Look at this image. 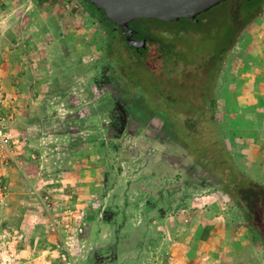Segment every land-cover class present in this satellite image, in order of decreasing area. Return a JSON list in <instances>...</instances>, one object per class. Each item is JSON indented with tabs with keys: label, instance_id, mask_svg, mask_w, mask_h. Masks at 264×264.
Returning <instances> with one entry per match:
<instances>
[{
	"label": "rangeland",
	"instance_id": "374dc122",
	"mask_svg": "<svg viewBox=\"0 0 264 264\" xmlns=\"http://www.w3.org/2000/svg\"><path fill=\"white\" fill-rule=\"evenodd\" d=\"M24 1L0 0V10ZM242 3L213 7L200 37L182 40L204 53L224 43L222 31L248 18V11L235 15ZM26 4L0 17V115L16 148L15 159L0 155V264H264V221L249 224L162 121L120 94L104 53L108 35L83 0ZM133 26L172 37L155 21ZM237 35L218 78L215 111L232 152L243 154L253 165L248 174L264 184V117L253 118L256 133L234 136L228 128V84L244 81L250 68L264 87V6ZM118 52L129 69L144 64L122 45ZM169 61L159 60L155 71L172 67ZM200 62L185 69L197 71ZM241 120L234 128L244 129ZM85 176L92 178L86 187ZM46 194L63 206L59 231Z\"/></svg>",
	"mask_w": 264,
	"mask_h": 264
},
{
	"label": "trees",
	"instance_id": "16d2710c",
	"mask_svg": "<svg viewBox=\"0 0 264 264\" xmlns=\"http://www.w3.org/2000/svg\"><path fill=\"white\" fill-rule=\"evenodd\" d=\"M241 1L243 2L242 7L238 11H235V15L241 11H248V18L244 21H239L240 23H235L233 26H235L236 30L232 29L233 26L228 27V34L231 32L230 36L235 32L228 41V51L235 45L237 33L242 30L243 25L251 17L252 13L258 7L264 6V0ZM83 2L89 7L91 13L102 22L104 30L109 34V42L104 53L109 62L110 73L113 77H121L119 80H122L123 73L126 72L125 76L129 80L127 86L129 88L135 87L136 92L140 96H143L142 99L135 101L162 121V127L165 131L195 161L198 170L201 172L200 174L207 179L214 180L220 186L222 192L240 210L242 216L249 224L253 226V224L257 223L261 226V222L264 221V184L251 177L240 166L237 157L232 152L229 144H227L215 111L216 96L214 97L213 95L212 100H202L194 97L185 98L183 95L175 93V90L180 88V84L171 77V66L168 68V74L162 77H159L158 70L149 72L147 66L129 69L128 63L125 62L122 54L110 42V40L117 43L119 41L118 36L114 33L113 24L90 1L83 0ZM204 16L205 12L199 15L200 23L204 21ZM142 21H155L156 23L163 24V22L156 19H143ZM165 23L175 27L184 25L191 29L200 28V23L186 18ZM188 38L196 37L191 36ZM184 44L183 47H187L188 49H177L176 43L171 42L167 45L168 50L165 52L162 50L159 52L147 51L146 49L137 51L135 48L124 47L128 50V55L131 57L132 55L143 57V63L149 64V66L154 63L152 64L154 68L161 58L165 59L164 63L173 60L171 61L172 66L177 60H184L187 57L188 51L191 50L189 49L190 45ZM220 73L221 69L216 74V92ZM157 82H163V84H158ZM164 84H167L169 88L167 92L162 88ZM119 88H123L120 83ZM192 92L197 93V89L193 87ZM166 93L167 96L169 95L168 97L161 99L152 98L154 95ZM165 157L175 165L181 161L177 156ZM262 237L264 238V236Z\"/></svg>",
	"mask_w": 264,
	"mask_h": 264
},
{
	"label": "flooded vegetation",
	"instance_id": "af4514ba",
	"mask_svg": "<svg viewBox=\"0 0 264 264\" xmlns=\"http://www.w3.org/2000/svg\"><path fill=\"white\" fill-rule=\"evenodd\" d=\"M106 18V17H105ZM108 20V19H107ZM143 19H138L131 21L129 25L124 28L123 26L116 24L113 21H110L113 24L114 27V33L118 36V43L116 41H111V44L113 43L114 46L119 50L120 45L124 47H129V48H135L137 50L136 46L131 45L128 42V33L129 30H134V36L132 42H136L138 44H143L145 43L146 45H141L142 49H146L147 51H154V52H159L160 50L166 51L168 50L167 45L171 42L176 43V48H183L186 49L187 47H183L184 41L182 39L195 36L196 38H199L201 33L203 32L202 28L203 26H200L198 29H191L187 28L184 25H180L178 27L168 25L165 22H171V21H161L162 23H156V26H160L162 28H169L171 31V39H167L166 36H159L156 34V36H153L149 33H144L137 27L133 26V23L137 21H142ZM157 20V19H156ZM181 20V19H180ZM179 21V20H176ZM101 24V28L104 29L102 26V22L99 20ZM196 23H200L199 21H194ZM204 22V21H203ZM105 31V30H104ZM106 32V31H105ZM107 35L109 36L108 32H106ZM222 36L226 39L224 43H219V45L215 46L213 45L210 50L207 52H202V51H188L187 57H185L184 60H177L174 65L172 66L171 70V77H173L175 80L178 81L180 84V88L175 90V93H178L180 95H183L185 98H196V99H208L212 100L213 95L214 97L216 96V74L218 70H222L223 66L225 64V59L228 54V28H225L222 31ZM179 36V37H178ZM143 37H148V39H143ZM159 37V38H158ZM183 37V38H181ZM188 49V48H187ZM143 50V51H144ZM138 51V50H137ZM141 53V52H140ZM142 54V53H141ZM159 56V55H158ZM130 59V58H129ZM128 59V60H129ZM201 59V64L198 66L197 71L190 72L186 67L190 65H197L198 62ZM160 61L163 60V58L159 59ZM165 60V59H164ZM163 60V61H164ZM127 61V60H126ZM131 61V60H129ZM154 64V63H152ZM152 64L149 66V64H141L140 66L143 67H148V71L151 72L152 70L155 71V69L152 67ZM137 66V67H140ZM130 67H134V61L130 62ZM136 67V68H137ZM110 69V66H109ZM197 69V66H196ZM124 70V69H123ZM132 70V69H131ZM110 72V71H109ZM159 73V72H157ZM126 72L123 73L122 80H119L120 78L113 77V75L110 73L112 76V80L114 84L117 86V89L120 91V94L124 95L125 97L135 101V100H140L143 98V96H140L138 92H136V88L132 87L129 88L127 85L129 83V80L125 76ZM165 74H168V67L162 73H159V77L165 76ZM119 83L123 86L122 89L119 88ZM158 84H163V82H157ZM151 85V84H150ZM195 87L197 89V93L192 92V88ZM164 91H168L169 88L167 84H164L162 86ZM169 96V95H168ZM167 93L166 94H161V95H154L152 98L153 99H161L164 97H168Z\"/></svg>",
	"mask_w": 264,
	"mask_h": 264
},
{
	"label": "water",
	"instance_id": "95a60500",
	"mask_svg": "<svg viewBox=\"0 0 264 264\" xmlns=\"http://www.w3.org/2000/svg\"><path fill=\"white\" fill-rule=\"evenodd\" d=\"M95 5L106 19L126 28L131 21L138 19H157L176 21L183 18L199 21V15L227 0H88ZM249 1V0H248ZM135 31L129 30L128 42L142 49L141 45L132 42ZM148 39V37H143Z\"/></svg>",
	"mask_w": 264,
	"mask_h": 264
},
{
	"label": "crops",
	"instance_id": "0c3cea01",
	"mask_svg": "<svg viewBox=\"0 0 264 264\" xmlns=\"http://www.w3.org/2000/svg\"><path fill=\"white\" fill-rule=\"evenodd\" d=\"M27 1H29V0H27ZM27 1H24V3L21 2L20 5L11 6L10 8H12V10L14 8L20 9V7L27 5L26 4ZM30 1H32V4L38 5L39 0H30ZM10 8L7 9V11H9ZM7 11L6 10L5 11L0 10V17L3 16L4 14H6ZM249 73H250V68H248L246 70V77H245L244 81H242V82L232 81L228 84V128H229V126L233 127V129L231 130V133H233L234 136H236V134H238V131L242 132L244 130H247L248 132H253L252 131L253 129L258 128L254 122H257V119L259 117H262V116L264 117V87H262V84L259 82L260 80H259V76L257 74L252 75ZM244 117H250L252 119L248 123H246L244 120H241ZM255 117L257 118L256 120H254ZM238 120H241V122H244V124L246 125V126H244V129L242 128V126H237V128H234V124H232V122L238 121ZM251 121H252V123H251ZM261 127L263 128V126H261ZM229 132H230V130L228 131V133ZM253 133H256V132L254 131ZM242 134H244V133L242 132ZM251 141H252V137H251V140L249 141V144H251ZM244 149L246 151H248L249 145L246 144ZM242 152L243 151H241V153ZM242 156H243V154H240V156H238L237 160H238V162H240L241 165H243V168L246 170V172L249 173L247 168L248 167L252 168L253 165L251 163L248 164V163L243 162L244 160L241 159ZM251 157H253L252 154H251ZM165 161L172 164L173 166H178L180 164V163H178L177 165H175L172 162H170L169 160H167L166 157H165ZM76 164H84V162L81 160H78V161H75L74 165H76ZM85 166H87V165L84 164V169L81 172L86 170ZM244 166H246V167H244ZM88 167H90V166H88ZM261 167L264 168V166H261ZM254 168H255V165H254ZM89 170L90 169H88V171ZM70 175H71L70 178H72V180H76V177H77L76 174H75L76 177L73 176V173ZM83 178H85V179L83 180L84 182H82V184L85 187L87 185H90V181H92V178H89L87 176H85ZM256 179H258V178H256ZM106 226H107V223L105 222L104 224H102L101 229L102 230L106 229L105 228Z\"/></svg>",
	"mask_w": 264,
	"mask_h": 264
},
{
	"label": "built area",
	"instance_id": "2783aa9c",
	"mask_svg": "<svg viewBox=\"0 0 264 264\" xmlns=\"http://www.w3.org/2000/svg\"><path fill=\"white\" fill-rule=\"evenodd\" d=\"M75 6L77 9H80V3H76ZM13 136L8 133L5 127L2 125L1 122V115H0V155L5 159H15L16 155V148L13 146ZM43 203L45 206V210L47 215L50 218L51 226L53 230H60L61 220L58 218V214L56 212L61 211L63 206H55L51 201L48 194H46L43 198Z\"/></svg>",
	"mask_w": 264,
	"mask_h": 264
}]
</instances>
